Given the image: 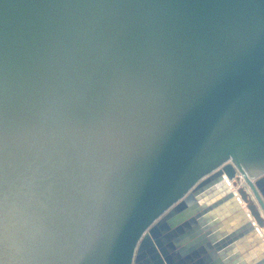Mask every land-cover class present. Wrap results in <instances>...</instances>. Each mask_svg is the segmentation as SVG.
Instances as JSON below:
<instances>
[{"label": "water", "instance_id": "water-1", "mask_svg": "<svg viewBox=\"0 0 264 264\" xmlns=\"http://www.w3.org/2000/svg\"><path fill=\"white\" fill-rule=\"evenodd\" d=\"M0 264H264V0H0Z\"/></svg>", "mask_w": 264, "mask_h": 264}, {"label": "bare ground", "instance_id": "bare-ground-1", "mask_svg": "<svg viewBox=\"0 0 264 264\" xmlns=\"http://www.w3.org/2000/svg\"><path fill=\"white\" fill-rule=\"evenodd\" d=\"M228 184H229V186L231 187V180H228ZM234 189V188H233Z\"/></svg>", "mask_w": 264, "mask_h": 264}]
</instances>
